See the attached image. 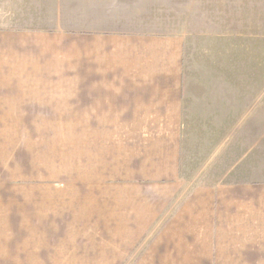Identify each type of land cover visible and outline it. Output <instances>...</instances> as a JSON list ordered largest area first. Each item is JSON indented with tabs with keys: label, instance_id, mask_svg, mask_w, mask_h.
Returning <instances> with one entry per match:
<instances>
[{
	"label": "crops",
	"instance_id": "obj_1",
	"mask_svg": "<svg viewBox=\"0 0 264 264\" xmlns=\"http://www.w3.org/2000/svg\"><path fill=\"white\" fill-rule=\"evenodd\" d=\"M67 1L80 21L0 31V82L80 107L92 160L120 179L116 215L136 226L120 242L144 227L167 264H264V75L228 72L233 34L170 30L163 0ZM241 47L236 61H264L259 42L256 57ZM202 162L226 164L225 181L189 186Z\"/></svg>",
	"mask_w": 264,
	"mask_h": 264
},
{
	"label": "rangeland",
	"instance_id": "obj_2",
	"mask_svg": "<svg viewBox=\"0 0 264 264\" xmlns=\"http://www.w3.org/2000/svg\"><path fill=\"white\" fill-rule=\"evenodd\" d=\"M73 3L0 0V31L80 21L71 11L62 13ZM157 7L175 32L233 34L235 61H228V72L264 75V61H236L241 45L256 57L258 42L264 57V0H163ZM21 86L0 82V264H163L167 258L149 254L144 227L132 243L121 244L136 226L122 225L116 215L120 179L113 177L112 160H92V131L82 130L80 107L28 97L33 89ZM259 104L262 112L261 95ZM225 165L193 163L187 184L223 182L216 174Z\"/></svg>",
	"mask_w": 264,
	"mask_h": 264
}]
</instances>
